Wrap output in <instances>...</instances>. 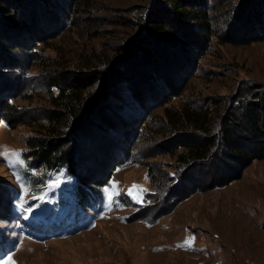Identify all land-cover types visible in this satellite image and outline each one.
Here are the masks:
<instances>
[{"label": "rangeland", "instance_id": "rangeland-1", "mask_svg": "<svg viewBox=\"0 0 264 264\" xmlns=\"http://www.w3.org/2000/svg\"><path fill=\"white\" fill-rule=\"evenodd\" d=\"M81 3L83 7L73 13L74 24L64 31L52 33L55 24L48 21L43 34L57 35L36 45L40 58L28 60L23 74L0 73V248L4 249L0 264H264V158L252 161L226 186L201 184L173 204L169 196L177 194L175 180L188 173V167L176 161L183 150L173 152L176 141L155 133L165 107L192 103L221 113L242 85L264 84V17L251 16L260 0H211L206 22L196 28L188 22L184 24L191 27L172 26L170 8L159 0ZM31 4V15H37L42 8L36 1ZM142 14L151 20L165 16L172 33L186 34L181 36L185 42L158 49L149 44L158 64L138 72L142 77L136 82L145 86L135 91L141 98L158 101L149 117L142 123L140 119L138 131L137 124L130 125L132 133L126 127L129 155L100 188L99 211L87 210L89 217L83 221L78 214L65 233L51 235L53 208L67 202L68 209L73 203L72 179L58 171L36 181L41 169H29L23 159L24 140L36 134L49 98L56 93L41 87L39 77L83 83L99 77L86 72V62L113 54L118 43L134 32ZM37 25L41 26L39 21ZM6 31L2 38H11V30ZM141 56L142 61L148 57ZM139 65V61L133 64L132 74ZM6 98L9 110L3 108ZM111 133L99 138L102 150L98 143L85 141L87 149L80 153L87 157V170L108 167L106 149L115 139ZM193 171L198 178L203 173ZM29 228L43 237L29 235L25 231Z\"/></svg>", "mask_w": 264, "mask_h": 264}, {"label": "trees", "instance_id": "trees-1", "mask_svg": "<svg viewBox=\"0 0 264 264\" xmlns=\"http://www.w3.org/2000/svg\"><path fill=\"white\" fill-rule=\"evenodd\" d=\"M32 1L42 8L38 16L31 15ZM159 1L170 8L172 26H183L188 22L193 28L203 26L211 4V0ZM83 5L79 4V0H0V73L22 71L28 68V60H38L40 54L36 45L57 35L43 34L42 30L49 26L48 21L52 20L55 24L51 28L52 33L64 31L74 24L73 13L77 14ZM251 13L256 18L264 17V0H260L259 7ZM37 21L41 26L37 25ZM169 27L165 16H156L151 20L142 14L134 32L118 43L113 54L86 62V72L99 75L95 79L87 78V83L64 78L58 81L45 74L39 77L41 87L48 91L54 89L56 93L49 98V109L45 116H41L40 121L44 122L39 123L34 131L36 134L24 140L26 151L23 159L29 169H41V174L34 178L36 181L58 171H63L72 179L69 191L73 203L68 209H65L67 202L53 208L49 215L54 221L51 235L65 233V227H70L78 214H82L83 221L89 217L87 210L93 213L99 211L103 199L100 188L107 184L112 171L129 155V147L125 145V135H129L126 129L129 127L131 131V127L137 124L138 131L140 122L149 117L151 106L158 101L157 98H141L136 92L145 86L143 81L136 82L142 77L139 73L152 63L158 64L149 44L153 42L158 49L162 44L173 46L174 43L181 45L185 42L181 36L186 34L177 36ZM3 30H11V38H2ZM142 53L148 55L143 61ZM136 61L140 65L132 74L130 69ZM20 73L23 74V71ZM158 74L153 76L156 78ZM181 81L184 82V77ZM3 101V108L11 109L8 98ZM225 103L221 113L219 109L212 110L209 106L192 103H184L177 109L164 108L163 119L155 133L169 135L176 141L173 152L177 148L183 149L176 155V161L180 166L188 167V173L175 180L177 194L169 196L173 197V204L197 191L201 184L208 183V187L213 188L226 186L238 179L252 161L264 158V84L242 85ZM134 117L137 120L133 121ZM85 129H88L86 134ZM110 132L115 139L109 142L106 149L110 156L104 165L108 167L104 171L87 170V157L80 153L87 149L85 143L95 146L98 143L101 149L103 144L102 141L99 143V138ZM193 170H203L201 177L195 176ZM25 231L35 238L43 237L34 228ZM3 250L0 248V253Z\"/></svg>", "mask_w": 264, "mask_h": 264}, {"label": "bare ground", "instance_id": "bare-ground-1", "mask_svg": "<svg viewBox=\"0 0 264 264\" xmlns=\"http://www.w3.org/2000/svg\"><path fill=\"white\" fill-rule=\"evenodd\" d=\"M69 241V240H68Z\"/></svg>", "mask_w": 264, "mask_h": 264}]
</instances>
